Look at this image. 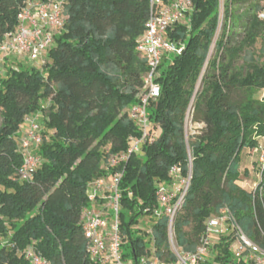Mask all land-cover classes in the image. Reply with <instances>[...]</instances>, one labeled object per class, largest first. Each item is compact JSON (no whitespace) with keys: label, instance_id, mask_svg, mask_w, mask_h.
I'll list each match as a JSON object with an SVG mask.
<instances>
[{"label":"trees","instance_id":"16d2710c","mask_svg":"<svg viewBox=\"0 0 264 264\" xmlns=\"http://www.w3.org/2000/svg\"><path fill=\"white\" fill-rule=\"evenodd\" d=\"M193 3L189 23L167 34L185 50L162 61L160 97L146 106L151 138L139 153L128 154L131 140L142 136L131 111L141 103L149 71L136 48L151 16L150 0H64L67 20L44 65L16 55L2 59L0 264H31L29 251L48 264H102L88 253L82 217L92 205L90 185L117 175L123 259L138 264L153 252L172 262L169 218L154 213L157 190L175 181L174 167L183 178L191 176L174 224L179 247L193 251L205 222L228 206L264 249V170L259 168L256 191L240 187L242 153L264 149V99L256 97L264 90V62L251 58L236 68L240 55L264 39V0H226L222 20L221 0ZM26 5L27 0H0V44L16 31ZM192 102L193 121L206 127L188 138ZM37 114L42 142L34 152L41 165L23 180L20 138ZM123 154L125 161L110 165Z\"/></svg>","mask_w":264,"mask_h":264},{"label":"built area","instance_id":"2783aa9c","mask_svg":"<svg viewBox=\"0 0 264 264\" xmlns=\"http://www.w3.org/2000/svg\"><path fill=\"white\" fill-rule=\"evenodd\" d=\"M150 6L151 16L136 48L137 53L147 59L149 67L144 78L145 94L141 103L131 111V118L137 122L142 136L131 140L128 154L139 153L151 138V123L147 117L146 106L160 97L161 88L156 79L159 77V68L164 57L179 56L185 50V44L171 40L167 34L176 24L189 23L194 11L193 0H150ZM66 20L64 0H27L26 7L19 15L18 28L7 34L0 44V65L3 64L2 59L9 55L24 56L21 59L38 66L44 65L47 53L53 45L54 35L64 28ZM192 109L193 102L188 109L187 119ZM37 117L40 115H34L27 120L28 125L20 138L24 159L19 175L23 180H30L41 165L40 157L34 152L42 142V127ZM257 151L260 152L259 162L263 171L264 149ZM127 157L126 154L113 157L110 165L116 166ZM171 175L175 178L174 183L161 186L157 190L159 207L154 215L157 219L163 216L169 218L168 235L175 260L163 261L152 252L141 256L138 264H264V249L244 232L236 215L228 206L221 208L205 222L204 230L198 237L193 251L179 247L174 224L189 191L191 176L183 178L177 167L172 169ZM120 178L121 175L113 177L110 185L107 179L90 185L98 187L94 194H89L92 202L97 203L98 190L103 191V188L107 187L110 194L101 196V209H87L82 217L85 236L88 239V253L92 260L102 264H135L133 260L125 261L122 255L118 191ZM257 187L258 185L255 191ZM27 258L31 264H48L33 251L27 253Z\"/></svg>","mask_w":264,"mask_h":264},{"label":"rangeland","instance_id":"374dc122","mask_svg":"<svg viewBox=\"0 0 264 264\" xmlns=\"http://www.w3.org/2000/svg\"><path fill=\"white\" fill-rule=\"evenodd\" d=\"M225 1L226 0H221V12H222L221 18L222 19L224 17V2ZM241 9H243V8H241ZM260 17H261V19L264 20V11L260 13ZM236 30H237V33H241V31H242V29H239V28ZM221 34H222V28L220 27L218 34L214 40V43L211 47L210 53H209V58H208L209 61L211 59H213L215 54H216V43L215 42L220 37ZM241 39H242L241 35L237 36L235 45ZM16 56L20 57L19 55H16ZM251 58L258 61V63H260V64H262L264 62V39L262 37L258 39L257 43L253 47L248 48L245 53L240 55V57L237 59V62H236V68L239 69L241 66L244 67L245 63H246L245 60H247V62H248V60H250ZM209 61L207 62V64L205 65V67L203 69L202 77L205 76V74L207 73V71L209 69ZM0 68H1L0 71L3 73L5 70V66L3 64H1ZM201 83H202V78L197 83V91L198 90L200 91L202 89ZM256 97L259 100L264 99V90L260 91ZM35 116H37V115H35ZM38 121L39 122L41 121L40 117L38 118ZM27 125L28 124L25 123L24 126H27ZM205 127H206L205 124L197 123V122L193 121V109H192V112L188 116V119H186V123H185V130H186L187 137L189 138V137H195V136L202 135L203 132L205 131ZM41 135H42V132H41ZM156 135H158V132L155 133L154 137H156ZM260 144H261V146H264L263 140H260ZM259 153L260 152H258L257 150H245L242 153L241 172L243 174V178H242V181L240 183V187L242 189H245V190L250 191V192L255 191V188L258 185V182L260 180V175H259V168H260L259 157H260V154ZM245 171H247L246 174H245ZM110 180H112V178L106 180L109 185H110ZM92 188H94V190H97L98 187H97V185H95V186H92ZM94 190L91 191V194H94V192H95ZM108 194H110V193H108L107 187L103 188L101 195H108ZM105 203H106V201H105ZM99 209H101V206ZM96 211H98V210H96Z\"/></svg>","mask_w":264,"mask_h":264},{"label":"crops","instance_id":"0c3cea01","mask_svg":"<svg viewBox=\"0 0 264 264\" xmlns=\"http://www.w3.org/2000/svg\"><path fill=\"white\" fill-rule=\"evenodd\" d=\"M94 190V188H92V186H90L89 187V190H88V194H91V191H93ZM95 191V190H94ZM101 193H102V191H100V190H98L97 191V194H98V200H97V203L96 202H92V205H91V207L89 208L90 210H99V208H100V204H101Z\"/></svg>","mask_w":264,"mask_h":264}]
</instances>
